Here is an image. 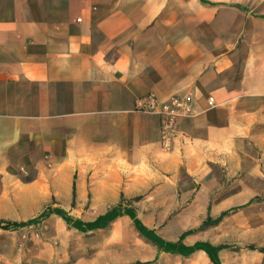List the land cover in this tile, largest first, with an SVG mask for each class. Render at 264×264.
Masks as SVG:
<instances>
[{
  "label": "crops",
  "instance_id": "1",
  "mask_svg": "<svg viewBox=\"0 0 264 264\" xmlns=\"http://www.w3.org/2000/svg\"><path fill=\"white\" fill-rule=\"evenodd\" d=\"M196 2L205 22L166 17L180 0H0V159L62 174L50 189L83 222L144 196L136 216L166 241L249 203L264 190V0ZM145 94L193 98L170 150L158 116L135 110ZM186 204L168 221L145 209ZM131 222L117 218L106 244ZM132 243L74 264L169 255Z\"/></svg>",
  "mask_w": 264,
  "mask_h": 264
},
{
  "label": "rangeland",
  "instance_id": "2",
  "mask_svg": "<svg viewBox=\"0 0 264 264\" xmlns=\"http://www.w3.org/2000/svg\"><path fill=\"white\" fill-rule=\"evenodd\" d=\"M180 2L183 8L182 15L168 14L166 17L181 19L183 22L187 18H195L193 20H197V22L206 21L210 11L209 6L199 2L190 4L189 0H180ZM255 144L259 145L256 142ZM259 161L264 167V159ZM32 165L33 160L29 158L0 159V220L25 222L49 207L52 209L62 208L74 218L82 217L77 211L62 206L63 201L59 197V190L50 189L52 177L54 183H60L64 176L62 174L51 176L44 173L43 169ZM251 193H253L252 199H254L251 203L240 206L218 225L194 232L185 238V243L208 242L212 245H228V249L219 253L221 264H264V253L248 249V246L264 249V190H255ZM146 195L149 197L150 194ZM176 196L180 199L181 193L177 192ZM256 197L260 199L257 200ZM141 199L143 200L144 196L125 198L123 210L133 208L134 212L139 211L140 208L137 204ZM150 200L148 199V201ZM189 208H191L189 204H186L177 207L176 210L171 207L145 209L151 211L148 213L154 214L155 217L158 212L164 211L165 221H168L174 215L185 212ZM146 214L143 213V215ZM202 222H187L183 229L184 231L196 230ZM112 226L113 224L106 229L80 233L69 228L58 216L53 215L36 226L0 230V264H74L84 258L90 259L97 253L103 258L106 248L113 250L129 248L133 245L134 235L136 239L140 240L142 246L152 247L134 230L132 222L130 223L131 232L123 231L119 235L120 244L107 245L106 241L111 235ZM160 230L161 228H159ZM179 235L176 232L168 240L176 241ZM199 255H203L206 261L198 258ZM140 258L142 257H138V254L132 259L126 258L127 261L124 264H158L157 259L144 261ZM162 263L211 264L206 254L201 252L189 257L169 254L167 257H162L160 264Z\"/></svg>",
  "mask_w": 264,
  "mask_h": 264
},
{
  "label": "trees",
  "instance_id": "3",
  "mask_svg": "<svg viewBox=\"0 0 264 264\" xmlns=\"http://www.w3.org/2000/svg\"><path fill=\"white\" fill-rule=\"evenodd\" d=\"M202 1V0H201ZM73 196H75V189L73 186ZM255 199H260L256 197ZM254 199H251V203ZM125 198L121 195L120 202L110 207L106 212L99 217H97L92 222H83L78 218H74L69 215L62 208H47L43 210L36 217L25 221V222H6L0 220V230H9V229H20L23 227L36 226L42 221L46 220L51 215L58 216L69 228H73L80 233H88L96 231L99 229H106L109 227L117 218L127 215L133 224L135 231L142 237L146 242L150 243L157 251V256L160 253L174 254L182 257H189L191 254L197 251H202L206 254L211 264H221L219 259V253L225 249H228L229 246L226 244L212 245L208 242H196L193 245H186L184 240L186 237L192 235L196 231H201L203 229L213 227L218 225L226 216L230 213L236 211L239 207H234L229 210L222 212L218 217L211 218L207 217L202 224L196 230H187L179 235L176 241H166L157 235L156 231L150 229L142 224V222L137 218L134 209L128 208L126 211L123 210V203ZM248 203V204H249ZM248 249L257 250L260 253H264V249H256L253 246H248Z\"/></svg>",
  "mask_w": 264,
  "mask_h": 264
},
{
  "label": "built area",
  "instance_id": "4",
  "mask_svg": "<svg viewBox=\"0 0 264 264\" xmlns=\"http://www.w3.org/2000/svg\"><path fill=\"white\" fill-rule=\"evenodd\" d=\"M208 103L212 105L213 99L209 98ZM192 108V96H171L162 101L153 94H145L135 102L136 111L158 116L161 143L167 150L172 148L173 140L177 135V119L190 115Z\"/></svg>",
  "mask_w": 264,
  "mask_h": 264
}]
</instances>
